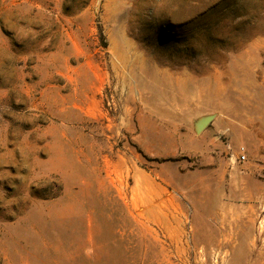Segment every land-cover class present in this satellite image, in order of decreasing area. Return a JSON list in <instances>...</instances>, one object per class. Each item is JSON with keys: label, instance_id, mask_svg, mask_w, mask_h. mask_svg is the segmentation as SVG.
<instances>
[{"label": "rangeland", "instance_id": "374dc122", "mask_svg": "<svg viewBox=\"0 0 264 264\" xmlns=\"http://www.w3.org/2000/svg\"><path fill=\"white\" fill-rule=\"evenodd\" d=\"M0 264H264V0H0Z\"/></svg>", "mask_w": 264, "mask_h": 264}, {"label": "water", "instance_id": "95a60500", "mask_svg": "<svg viewBox=\"0 0 264 264\" xmlns=\"http://www.w3.org/2000/svg\"><path fill=\"white\" fill-rule=\"evenodd\" d=\"M212 119H213V115H206L197 119L196 122L194 123L195 132L200 133L202 130H204Z\"/></svg>", "mask_w": 264, "mask_h": 264}, {"label": "built area", "instance_id": "2783aa9c", "mask_svg": "<svg viewBox=\"0 0 264 264\" xmlns=\"http://www.w3.org/2000/svg\"><path fill=\"white\" fill-rule=\"evenodd\" d=\"M236 159H237V160H240V161L245 160V155H244V153H238V154L236 155Z\"/></svg>", "mask_w": 264, "mask_h": 264}]
</instances>
